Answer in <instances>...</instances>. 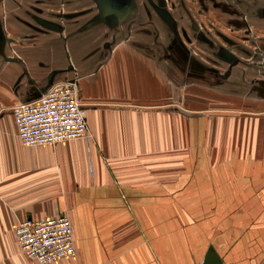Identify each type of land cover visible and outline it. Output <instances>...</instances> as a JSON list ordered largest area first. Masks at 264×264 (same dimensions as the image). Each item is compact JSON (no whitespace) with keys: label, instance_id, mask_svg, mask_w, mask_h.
<instances>
[{"label":"crops","instance_id":"0c3cea01","mask_svg":"<svg viewBox=\"0 0 264 264\" xmlns=\"http://www.w3.org/2000/svg\"><path fill=\"white\" fill-rule=\"evenodd\" d=\"M55 9L71 10L68 21ZM193 10L132 0L120 17L98 0H0V264H38L20 248L19 221L65 212L77 253L52 264H204L211 249L221 264H264V69H206L200 92L182 82L172 67L189 66L169 58L195 50L168 43L193 41ZM150 21L152 48L141 44ZM228 79L248 85L231 93ZM69 81L91 137L24 145L13 106Z\"/></svg>","mask_w":264,"mask_h":264},{"label":"rangeland","instance_id":"374dc122","mask_svg":"<svg viewBox=\"0 0 264 264\" xmlns=\"http://www.w3.org/2000/svg\"><path fill=\"white\" fill-rule=\"evenodd\" d=\"M189 1L194 4L193 12L197 18L195 20L198 29L196 31L197 37L195 36L192 42H188L187 45L189 46L180 42L178 35L173 39L174 43H168L174 50L182 48L183 50H195L193 57L188 55L187 58H169L171 62H175L174 65L178 63L179 65L187 64L189 66L186 73L183 71L185 74L181 73L182 69L172 67V70L177 73L182 82L194 80L196 82L194 83L195 91L200 92V87L197 86L200 83L197 82H202V74L206 69H216V71L218 69L222 74L227 73V75L229 73L234 75L235 72H242L243 69L246 71V67L251 65L264 69V0ZM37 2L41 5V0H37ZM39 11L40 9L37 10V12ZM54 11L53 16L56 19L64 22L70 18L71 10L69 9L66 11L60 9L59 13L56 9ZM156 28H160V26H157L154 21H150L146 26L141 24V38L148 37L151 41H141L142 45L151 48L153 45L155 47L159 46L158 38L154 35ZM150 29L152 34L146 32ZM171 33H177L174 25ZM251 55L254 56L251 57ZM174 65L172 64V66ZM220 75L219 73L218 76ZM212 76L214 77L213 74ZM215 77L211 80H204L209 81L211 86L213 85L212 87L217 90L216 84L220 79L217 76ZM223 81L221 80V82ZM225 85L228 87L227 90L232 93L234 90L241 91L245 89L248 84L246 85L245 81L242 83L239 80L232 81L228 79L224 82L223 86ZM212 254L213 250L211 249L209 258L205 260L204 264H221L222 260L215 258Z\"/></svg>","mask_w":264,"mask_h":264},{"label":"built area","instance_id":"2783aa9c","mask_svg":"<svg viewBox=\"0 0 264 264\" xmlns=\"http://www.w3.org/2000/svg\"><path fill=\"white\" fill-rule=\"evenodd\" d=\"M88 111L73 82H55L37 99L13 106L19 136L26 146L89 139ZM16 236L22 252L38 264L58 263L77 253L73 219L66 212L27 217L19 221Z\"/></svg>","mask_w":264,"mask_h":264},{"label":"water","instance_id":"95a60500","mask_svg":"<svg viewBox=\"0 0 264 264\" xmlns=\"http://www.w3.org/2000/svg\"><path fill=\"white\" fill-rule=\"evenodd\" d=\"M98 1L101 4V7H102L103 11L106 14L115 13V14H117L120 17H122L125 13H128L129 12V9L131 8V5H132V0H129V5L127 7H124V8L123 7H117L115 5V3L113 2V0H98ZM157 10L162 15V17H164L166 20L172 21V17H171L170 13L167 10H165V9H163L161 7H157ZM43 23L45 25H47L48 27H51V28H55V29L59 28V25L56 22H53V21H50V20L43 19ZM69 82H73V81H69ZM53 84L51 83L50 87Z\"/></svg>","mask_w":264,"mask_h":264},{"label":"flooded vegetation","instance_id":"af4514ba","mask_svg":"<svg viewBox=\"0 0 264 264\" xmlns=\"http://www.w3.org/2000/svg\"><path fill=\"white\" fill-rule=\"evenodd\" d=\"M113 2H114V0H113ZM39 20H40L41 22H43V19H42V18H39Z\"/></svg>","mask_w":264,"mask_h":264}]
</instances>
